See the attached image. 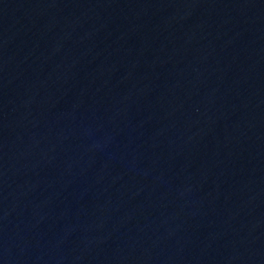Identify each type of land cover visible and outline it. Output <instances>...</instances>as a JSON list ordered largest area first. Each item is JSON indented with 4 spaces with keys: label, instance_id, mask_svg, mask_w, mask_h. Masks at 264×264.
<instances>
[{
    "label": "water",
    "instance_id": "95a60500",
    "mask_svg": "<svg viewBox=\"0 0 264 264\" xmlns=\"http://www.w3.org/2000/svg\"><path fill=\"white\" fill-rule=\"evenodd\" d=\"M0 264H264V0H0Z\"/></svg>",
    "mask_w": 264,
    "mask_h": 264
}]
</instances>
